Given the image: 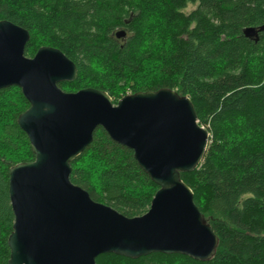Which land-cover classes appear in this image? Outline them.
I'll return each mask as SVG.
<instances>
[{
  "label": "trees",
  "instance_id": "obj_1",
  "mask_svg": "<svg viewBox=\"0 0 264 264\" xmlns=\"http://www.w3.org/2000/svg\"><path fill=\"white\" fill-rule=\"evenodd\" d=\"M1 20L29 31L27 57L52 46L75 62L64 91L92 87L117 104L172 89L192 100L210 133L202 163L181 177L219 238L215 256L108 253L96 264H264V32L258 41L244 35L264 26V0H0ZM120 30L127 35L117 38ZM29 107L20 87L0 91V264L11 254L10 168L35 160L18 124ZM71 166L75 185L128 217L145 214L159 189L102 127Z\"/></svg>",
  "mask_w": 264,
  "mask_h": 264
},
{
  "label": "water",
  "instance_id": "obj_2",
  "mask_svg": "<svg viewBox=\"0 0 264 264\" xmlns=\"http://www.w3.org/2000/svg\"><path fill=\"white\" fill-rule=\"evenodd\" d=\"M261 32L264 26L244 29L255 41ZM29 40L27 29L0 21V91L18 86L30 103L18 124L35 154L9 171L14 224L8 264H96L108 253L212 259L219 238L181 177L198 168L210 142L192 100L168 88L127 94L117 104L92 87L66 92L59 83L77 78L75 62L52 46L27 57ZM98 127L133 150L159 186L145 214L128 217L71 181V164Z\"/></svg>",
  "mask_w": 264,
  "mask_h": 264
},
{
  "label": "rangeland",
  "instance_id": "obj_3",
  "mask_svg": "<svg viewBox=\"0 0 264 264\" xmlns=\"http://www.w3.org/2000/svg\"><path fill=\"white\" fill-rule=\"evenodd\" d=\"M194 8V6H190L186 11L189 12ZM130 94V93H129Z\"/></svg>",
  "mask_w": 264,
  "mask_h": 264
}]
</instances>
